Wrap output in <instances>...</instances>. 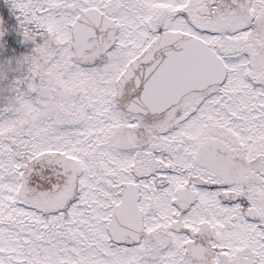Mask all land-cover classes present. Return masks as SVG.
Returning <instances> with one entry per match:
<instances>
[{"label": "snow or ice", "instance_id": "snow-or-ice-1", "mask_svg": "<svg viewBox=\"0 0 264 264\" xmlns=\"http://www.w3.org/2000/svg\"><path fill=\"white\" fill-rule=\"evenodd\" d=\"M0 264H264V0H6Z\"/></svg>", "mask_w": 264, "mask_h": 264}, {"label": "flooded vegetation", "instance_id": "flooded-vegetation-1", "mask_svg": "<svg viewBox=\"0 0 264 264\" xmlns=\"http://www.w3.org/2000/svg\"><path fill=\"white\" fill-rule=\"evenodd\" d=\"M0 15L11 19L14 18L9 11L6 0H0ZM5 39L9 41L11 46L7 47L6 49H0V59L3 56L5 59L10 57V53L20 55L29 51L28 46L18 42L21 39L18 33H12L11 35L5 37Z\"/></svg>", "mask_w": 264, "mask_h": 264}, {"label": "rangeland", "instance_id": "rangeland-1", "mask_svg": "<svg viewBox=\"0 0 264 264\" xmlns=\"http://www.w3.org/2000/svg\"><path fill=\"white\" fill-rule=\"evenodd\" d=\"M5 18H7V17H5ZM7 19H9L10 22H13V23H14V18H13V19H11V18H7ZM10 54H11L10 56L16 55V54H14V53H10ZM4 60H5V57L3 56V57L0 59V61H4Z\"/></svg>", "mask_w": 264, "mask_h": 264}]
</instances>
